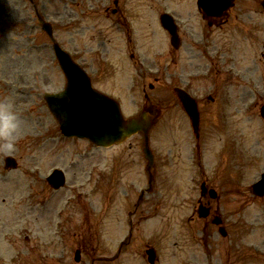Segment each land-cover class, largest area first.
<instances>
[{"label": "rangeland", "instance_id": "374dc122", "mask_svg": "<svg viewBox=\"0 0 264 264\" xmlns=\"http://www.w3.org/2000/svg\"><path fill=\"white\" fill-rule=\"evenodd\" d=\"M68 1L76 4L70 5ZM90 1L60 0L54 5L51 3L47 11L59 20L57 41L73 52L79 50L76 51L77 59L87 62V69L93 73L99 88L121 100L126 118L137 116L147 104L159 110L153 139L151 137V147L157 158L155 191L141 203L153 218L144 219L137 226L139 240L136 245L124 247L118 253L119 243L129 229L128 213L137 208L141 191L148 187L143 135L136 134L110 149L94 148L89 155L87 150L91 144L88 141L64 139L58 121L48 111L43 93L62 90L65 77L54 62L47 35L41 29L27 25L31 18L25 16L23 7L20 8L22 5L12 4L15 20L24 25L10 23L12 19L6 22L8 13L0 10V17L6 24L1 29L11 33L10 39L0 42V96L14 98L22 126L15 149L9 154L0 152V264H92L93 256L110 261L119 254L118 260L100 264H148L140 253V246L145 243L158 248V264H206L205 254L200 252L195 237L197 226L190 222L200 196L198 153L189 120L176 105L169 83H172L170 75L196 72L200 58L204 63L207 59L200 57V48L187 37L181 49L175 51L159 22L162 13L175 11L186 23L184 25L191 29L195 27L193 31L200 33L199 15L192 0H133L128 8L146 13L148 18L141 15L131 22L135 43L138 42L131 45L125 41V29L114 19H107V14L100 12L91 15ZM77 10L81 22L71 25L70 16L75 17ZM33 11L31 8L30 13ZM134 11L130 13L134 14ZM263 22L264 17L256 16L249 27L226 28L212 41L214 49H224L223 45L227 49L233 39L237 41L235 58L232 57L234 63L229 59L224 61L226 66L232 64L235 68L236 75L231 79L234 86L229 92L243 116L238 114L236 117L237 143L242 151L245 149L242 155L247 157L241 162H247L237 179L241 176L248 185L264 172V123L258 111L262 102L260 79L264 70L259 48ZM246 36L249 38L245 41ZM239 42L243 43L241 47H238ZM131 53H135L134 58ZM191 54H195V58L190 59L188 55ZM230 56L234 53L227 52V58ZM149 69L156 74L149 75ZM199 82L195 84L198 95ZM146 94L149 102L145 99ZM244 103L251 107L246 110ZM8 155L17 159L18 169L4 170V159ZM77 162L86 167L84 176L86 172L90 181V194L85 201L74 199V191L70 189V185L78 180L74 177V168L68 169ZM54 168L65 169L69 175L66 187L59 191H54L47 183ZM250 198L245 200L243 196H237L238 204L231 207H241L244 215L237 216L242 218L236 228L250 240L255 251L257 249L250 264H264V256L259 253V249L264 248V199ZM94 211L102 212L98 219L94 214H86ZM58 214H62L60 218ZM85 217L94 224H88L90 227L86 230L82 225L83 221H88ZM22 228H28V236L22 233ZM79 249L82 257L77 263L75 254ZM48 255L56 262L50 257L46 260Z\"/></svg>", "mask_w": 264, "mask_h": 264}, {"label": "water", "instance_id": "95a60500", "mask_svg": "<svg viewBox=\"0 0 264 264\" xmlns=\"http://www.w3.org/2000/svg\"><path fill=\"white\" fill-rule=\"evenodd\" d=\"M65 67V66H64ZM71 69H73V72L78 73L77 70L75 68L70 67ZM67 78H68V87H70L71 84V77L69 75V73L67 72ZM64 99H62L64 101V104H59L55 105L54 102L50 101V105H51V109L53 111H55L54 113H56V115L58 116V118L60 119L59 121H61L62 127L64 128V126L66 125L67 121L72 122V124L77 125L79 122V118L80 116L75 114L77 113V111L79 110V113L82 112V110L85 109H91L93 110V115L95 120L99 121L100 123H102L104 126H107L105 124L106 121H108L110 119V116L107 114L106 110H101V106H97L99 105L98 101H94V102H90L91 98H93V96L86 90L84 89V91L81 92H77L75 89H73V87L68 88L67 92L63 95ZM94 99V98H93ZM185 101H188L187 97H184ZM85 101V102H84ZM186 104V103H185ZM62 108L67 112V114L64 115L60 114ZM70 108V109H69ZM73 111H72V110ZM72 113H74L75 115H73ZM189 110L191 113H194V105L190 104L189 105ZM118 114V117H117ZM112 118H113V122H115V124H119L121 127V137L123 138L126 134L130 135L132 131L136 130L139 127L138 123H135L133 120L130 123L126 124L125 127V123L123 121V119L121 118V115L118 111V113H116L114 110H112ZM102 120H104L102 122ZM93 126H95V124H93ZM130 133V134H128ZM261 192V191H260Z\"/></svg>", "mask_w": 264, "mask_h": 264}, {"label": "clouds", "instance_id": "9594fccd", "mask_svg": "<svg viewBox=\"0 0 264 264\" xmlns=\"http://www.w3.org/2000/svg\"><path fill=\"white\" fill-rule=\"evenodd\" d=\"M21 126L14 98L10 95L0 96V152L9 154L15 149V141L21 133Z\"/></svg>", "mask_w": 264, "mask_h": 264}, {"label": "flooded vegetation", "instance_id": "af4514ba", "mask_svg": "<svg viewBox=\"0 0 264 264\" xmlns=\"http://www.w3.org/2000/svg\"><path fill=\"white\" fill-rule=\"evenodd\" d=\"M209 205H210V202L208 203ZM230 219L229 218H227V217H223V221H224V224H225V226L228 228V226H229V224H230V221H229ZM207 225V224H206Z\"/></svg>", "mask_w": 264, "mask_h": 264}]
</instances>
